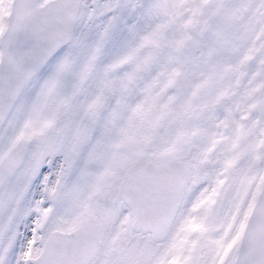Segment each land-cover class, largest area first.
<instances>
[{
    "label": "snow or ice",
    "instance_id": "1",
    "mask_svg": "<svg viewBox=\"0 0 264 264\" xmlns=\"http://www.w3.org/2000/svg\"><path fill=\"white\" fill-rule=\"evenodd\" d=\"M0 264H264V0H0Z\"/></svg>",
    "mask_w": 264,
    "mask_h": 264
}]
</instances>
